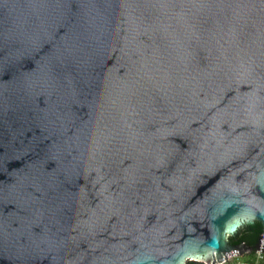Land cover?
<instances>
[{"label":"water","instance_id":"water-1","mask_svg":"<svg viewBox=\"0 0 264 264\" xmlns=\"http://www.w3.org/2000/svg\"><path fill=\"white\" fill-rule=\"evenodd\" d=\"M263 244L264 0H0V264Z\"/></svg>","mask_w":264,"mask_h":264},{"label":"trees","instance_id":"trees-1","mask_svg":"<svg viewBox=\"0 0 264 264\" xmlns=\"http://www.w3.org/2000/svg\"><path fill=\"white\" fill-rule=\"evenodd\" d=\"M182 264H206V263H204V261L202 260L187 259ZM223 264H264V248L259 253H256V250L246 251V253H242L237 258H234L232 261H227L225 263L223 262Z\"/></svg>","mask_w":264,"mask_h":264},{"label":"rangeland","instance_id":"rangeland-1","mask_svg":"<svg viewBox=\"0 0 264 264\" xmlns=\"http://www.w3.org/2000/svg\"><path fill=\"white\" fill-rule=\"evenodd\" d=\"M264 248V247H263ZM242 253H246V251H243ZM242 253H240V254H238V255H229L228 257H226L225 258V262H227V261H232L234 258H237L239 255H241ZM191 258H194V259H197V260H202V261H204V262H206L205 260H206V258L205 257H200V258H197V257H195V256H193V257H191ZM217 264H219V263H217ZM221 264H223V263H221Z\"/></svg>","mask_w":264,"mask_h":264},{"label":"built area","instance_id":"built-area-1","mask_svg":"<svg viewBox=\"0 0 264 264\" xmlns=\"http://www.w3.org/2000/svg\"><path fill=\"white\" fill-rule=\"evenodd\" d=\"M263 247H264V245L262 246V248H261V250L260 251H258V250H256V253H259V252H261L262 251V249H263ZM238 255V254H237ZM235 256V255H234ZM225 263V257L220 261V262H215L214 264H217V263H219V264H221V263ZM206 264H213V263H211V262H205Z\"/></svg>","mask_w":264,"mask_h":264},{"label":"bare ground","instance_id":"bare-ground-1","mask_svg":"<svg viewBox=\"0 0 264 264\" xmlns=\"http://www.w3.org/2000/svg\"><path fill=\"white\" fill-rule=\"evenodd\" d=\"M264 245V244H263Z\"/></svg>","mask_w":264,"mask_h":264},{"label":"clouds","instance_id":"clouds-1","mask_svg":"<svg viewBox=\"0 0 264 264\" xmlns=\"http://www.w3.org/2000/svg\"><path fill=\"white\" fill-rule=\"evenodd\" d=\"M205 263V262H204Z\"/></svg>","mask_w":264,"mask_h":264}]
</instances>
